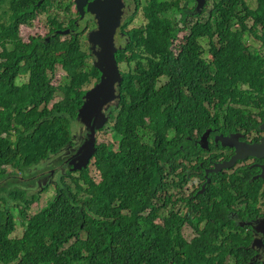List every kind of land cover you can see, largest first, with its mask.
I'll use <instances>...</instances> for the list:
<instances>
[{
  "label": "trees",
  "instance_id": "obj_1",
  "mask_svg": "<svg viewBox=\"0 0 264 264\" xmlns=\"http://www.w3.org/2000/svg\"><path fill=\"white\" fill-rule=\"evenodd\" d=\"M44 1L0 0V264H227L230 256L248 264L253 237L235 226L228 206H190L187 213L179 204L187 203L183 192L195 170L187 160L208 152L196 132L201 139L209 129L241 130L251 91L264 97V56L244 40L249 33L264 44V0L254 10L244 0H214L207 21L209 0L194 16L196 0H147L145 26L127 34L116 53L127 70L120 68L121 96L110 110L114 145L97 144L86 169L73 173L69 164L60 176L51 174L54 161L46 164L75 146L84 88L101 72L81 34L23 39L21 28L52 6ZM171 11L184 28L166 16ZM48 23L64 30L56 18ZM183 32L180 50L172 49ZM58 66L66 79L55 86ZM161 77L167 80L158 85ZM52 182L54 199L30 214ZM13 210L25 224L20 237ZM251 263L264 264V256Z\"/></svg>",
  "mask_w": 264,
  "mask_h": 264
},
{
  "label": "flooded vegetation",
  "instance_id": "obj_2",
  "mask_svg": "<svg viewBox=\"0 0 264 264\" xmlns=\"http://www.w3.org/2000/svg\"><path fill=\"white\" fill-rule=\"evenodd\" d=\"M42 1L44 0H41L40 4ZM95 1L97 0H89L90 3ZM141 2L142 0H123L124 11L121 19V27L117 31L115 37V44L119 50L129 42L125 37L133 31L130 27L134 21H129V19H135L138 16ZM145 2L147 6V0H145ZM50 3H52V1H50ZM195 3L197 4V1ZM132 5L135 6V11L130 16H127L131 11ZM72 6L76 10L78 20L70 21L66 27H63L64 30L62 31L51 28L48 34L53 32L51 35L52 38L58 34H60V36L68 35L69 37L81 34L80 36L82 37L81 24L87 21H91V26L93 28L92 32L98 29L97 21L93 15L86 13L82 18L74 1ZM196 8L197 5L193 8V16ZM72 24L73 28L71 27ZM124 26L125 30L122 33L121 30H123ZM89 35L86 36L87 41H89ZM46 39L48 41L49 37ZM92 57H95L93 52ZM97 82L98 81L95 80V85ZM250 95L252 97V104L248 107L249 120L242 124L241 130L224 134L220 131L218 132L217 129H209L211 130V134L208 137V148H204L201 145V141L207 132L201 139L199 132H196L195 142L200 144L202 148L207 149L208 152L202 155L198 153L196 156H193L192 160H187L186 162L190 170H193L192 167H194L195 170L190 176L191 179L189 184L186 186L187 192L190 194L189 201L185 204L188 206H228L229 217L234 219L237 226L241 228L244 227L245 233L253 237L250 241V247L255 254L251 257V261H249L248 264H252L251 262L256 259H263L264 256V149L256 152V155H249L243 159H239L232 169H223L218 174L212 173V170L216 169L217 165H220V163L229 162L231 158L236 155L235 148L223 147L220 142H216L217 137L235 134L238 135L236 140L242 144L251 147L264 144V97L259 96L257 90H252ZM81 127L80 134L75 135V146L72 149H68L65 154L58 157L59 159L57 158L58 160L55 159L53 162L56 166L55 169L51 170L52 175L56 174V176H60V174H66L65 167H70L69 163L73 160L79 147L86 138L87 132L84 130L83 126ZM46 178L43 179V182ZM28 190L31 192L32 187L29 186ZM224 194L227 196V199H220ZM206 200H208V202H206ZM248 206H250L249 209ZM189 209L186 210L187 213Z\"/></svg>",
  "mask_w": 264,
  "mask_h": 264
},
{
  "label": "water",
  "instance_id": "obj_3",
  "mask_svg": "<svg viewBox=\"0 0 264 264\" xmlns=\"http://www.w3.org/2000/svg\"><path fill=\"white\" fill-rule=\"evenodd\" d=\"M197 13L201 14L208 4V0H196ZM77 10L83 18L86 13L93 15L97 21L98 29L89 35L91 51L96 57V68L101 72L99 81L94 88L87 91L83 97V105L78 111V120L87 132L83 144L69 163L72 172L77 173L86 169L90 165L96 153L97 134L109 122L110 108L118 106L121 93L119 87L123 76L116 59L119 48L115 44L117 31L121 27V19L124 11L123 0H97L90 3L89 0H74ZM86 9V12H85ZM209 130L202 145L207 148ZM238 135L219 136L216 142H220L223 147L236 149V155L229 162L217 165L212 173H219L223 169H230L235 162L249 155H256V152L264 149V144L259 146H248L236 140Z\"/></svg>",
  "mask_w": 264,
  "mask_h": 264
},
{
  "label": "rangeland",
  "instance_id": "obj_4",
  "mask_svg": "<svg viewBox=\"0 0 264 264\" xmlns=\"http://www.w3.org/2000/svg\"><path fill=\"white\" fill-rule=\"evenodd\" d=\"M73 1L74 0H52V7L49 8L48 12L39 16L38 20H36V22L34 23L33 26H28V27L23 26L21 28V35H22L23 39L28 42L30 39H32L34 37L43 39V38H46L47 36H49L48 33H49V30L51 29V24L48 23V21H50L52 19L56 18L57 22L59 24H61L63 27H66V25H68L70 21L78 20V17L76 15V10L72 6ZM244 1L246 2L247 6L250 9H252V10L256 9V5H257L256 0H244ZM209 2H210V4H209V7L207 8L208 11L205 14V16L203 17L204 21H207L210 18L209 13L213 10L214 0H209ZM145 6H146V2H145V0H142L140 7H139V11H138V16L135 19H133L134 21L132 22L130 29H134V28L136 29V28H141V27L145 26V22L143 21V18H142V10ZM134 9H135V6L132 5L131 11L127 14V16H130L135 11ZM166 16H168V18H171L174 24H178L179 28H184L183 24L180 23L181 16L179 13L171 11ZM129 20H131V18ZM92 30H93V28L91 26V21H87V22H84L81 24L82 46H83V49L89 53H90L91 49H90L89 41L86 40V36L89 35L92 32ZM187 34L188 33L183 32L180 35V37L178 38V40L173 42L172 49L177 50V51L180 50L181 43L183 42V36L187 35ZM69 38L70 37L68 35H62V36H60V41H64V40L69 39ZM244 40H245L247 46H249L251 49L257 50L260 53V55L264 56V44H263V42L254 38L249 33H247V35L244 36ZM208 42H209L208 39H203V41H202V44L207 49L209 48ZM0 53H2V47H0ZM2 61H4V59L0 58V62H2ZM95 61H96L95 57H92L91 59H89V62L92 64L95 63ZM120 68H121V70L122 69L127 70V66L125 64H121ZM65 79H66V72L60 66H58L56 69L55 75H53V81H52L53 85H55V86L61 85V83H63L65 81ZM166 80L167 79L165 77H161L158 81V85H161V83L166 82ZM27 81H28V76L21 77V79L19 80V85H23V83H25ZM94 86H95V80L92 81L91 83H89V85H86L84 89L90 90V89L94 88ZM245 113L247 115L246 116L247 120H249L248 119L249 118L248 117L249 116V109L245 110ZM116 114H117V112H116ZM111 125H112V123L108 122L104 127L106 129L103 128L104 130L102 129L98 132L97 144L106 143V144H109L110 146L114 145V137H117V136L115 135L114 132H112V130L110 128ZM81 129H82L81 126L75 128L73 125V132L76 135L80 134ZM14 140H15V138H14ZM144 140H146L147 142H150L148 138H145ZM53 161H55V158H52L48 162L49 164H46V165L52 164ZM46 165H41V167H38V169L44 168ZM18 170L19 169L7 167V173L8 174L16 172L22 176V174L20 172H18ZM31 170H30V172H31ZM33 172H35V170H33ZM91 176L94 179L97 178L94 166H91ZM74 177H77V175ZM56 181H57V179H56ZM24 184H27V182ZM30 187H32V190L30 192L31 194L39 193L38 190L40 188L37 187V189H36V183L35 182L30 183ZM187 191L188 190L185 188L184 192H183V196L185 197V199L188 202L190 193ZM55 194H56L55 182H52V184H50L48 189L40 195L39 201H38V203H36L37 205H32L31 210H30V214H34L35 212L40 211L45 205H47L51 200L54 199ZM179 205H185V204H179ZM189 208H190V206L185 205L184 207H182V209H183L182 211L184 212ZM13 213L16 216L17 226H18L15 234H16V236L20 237L22 235V233L24 232L25 224H23L22 221L20 220L19 212L17 210H13ZM158 222H160V220ZM235 226H237V223ZM185 236L189 240L194 239L196 236L194 229L189 225L185 228ZM227 264H236V260L234 259L233 256L229 257Z\"/></svg>",
  "mask_w": 264,
  "mask_h": 264
},
{
  "label": "clouds",
  "instance_id": "obj_5",
  "mask_svg": "<svg viewBox=\"0 0 264 264\" xmlns=\"http://www.w3.org/2000/svg\"><path fill=\"white\" fill-rule=\"evenodd\" d=\"M91 90V89H90ZM113 107V106H112ZM111 109V108H110ZM111 113V111L109 110V112H107V114H110ZM208 132V131H207ZM211 134V133H210ZM206 135V134H205ZM204 139V138H203ZM202 139V140H203ZM202 142V141H201ZM208 143H209V141H208ZM202 144V143H201ZM207 148H208V144H207ZM92 161V160H91ZM91 163V162H90ZM221 164V163H220ZM235 164H236V162H235ZM235 164H234V166H235ZM233 166V167H234ZM232 167V168H233ZM232 168H230V169H232ZM229 170V169H228ZM220 173V172H219ZM218 174V173H217ZM220 199H222V198H220ZM223 200V199H222ZM208 202V201H207ZM214 209H215V212H217V211H221V212H223V209L222 210H220V206H214ZM228 213H229V210H228ZM222 214H218V216H221Z\"/></svg>",
  "mask_w": 264,
  "mask_h": 264
}]
</instances>
